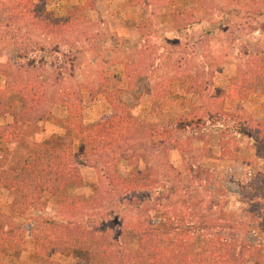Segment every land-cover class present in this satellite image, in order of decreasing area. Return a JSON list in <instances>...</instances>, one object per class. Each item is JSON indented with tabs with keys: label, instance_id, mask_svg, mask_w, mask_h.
I'll return each mask as SVG.
<instances>
[{
	"label": "rangeland",
	"instance_id": "rangeland-1",
	"mask_svg": "<svg viewBox=\"0 0 264 264\" xmlns=\"http://www.w3.org/2000/svg\"><path fill=\"white\" fill-rule=\"evenodd\" d=\"M19 4L30 6L28 11L32 8L40 19L65 16L81 5L75 34L80 40L71 39L72 32L56 36L40 31L24 11L16 10ZM26 32L51 48L42 52L40 64L20 68L22 56L29 54L27 45L32 46ZM69 38L76 44L70 50L65 47ZM59 41L60 51L55 47ZM263 50L264 0H138L135 5L128 0H0V91L20 111L24 102L16 86L38 81L44 93L38 110L48 115L40 122L28 120L18 140L7 143L6 168L18 170L33 146L62 144L80 171L78 183L67 184L61 195L44 193L23 215L11 209L13 196L0 186V211L23 235L22 248L4 247L2 260L41 263L33 237L40 217L74 223L86 240L100 241L123 257L122 251L135 248L139 220L167 227L165 213L177 208L203 222L221 219L232 231L222 234L232 237L235 260L240 262L246 243H258L264 252V205L243 194L246 182L264 170V144L233 129L249 116L264 119V88L244 97L231 87L254 58L262 59ZM64 91L78 100L83 129L102 123L117 103L132 117L131 133L119 130L121 151L111 166L103 153L88 151L85 134L55 121L69 116L67 105L62 106ZM154 96L161 101L160 111L153 110ZM192 116L198 119L193 129L175 128L180 118ZM14 120L13 114L0 115V125ZM135 121L149 124L152 134H138ZM171 136H179L182 144ZM226 138L232 139L234 158L222 152ZM117 179L131 180L138 188L121 189ZM190 186L201 188L191 191ZM73 196L96 204L76 210L63 202ZM47 251L60 264H81L73 253ZM254 259L240 264H258Z\"/></svg>",
	"mask_w": 264,
	"mask_h": 264
},
{
	"label": "trees",
	"instance_id": "trees-1",
	"mask_svg": "<svg viewBox=\"0 0 264 264\" xmlns=\"http://www.w3.org/2000/svg\"><path fill=\"white\" fill-rule=\"evenodd\" d=\"M11 1L8 0V3ZM128 2L135 5L138 0H128ZM29 8L30 6L23 8V5L19 4L16 10L24 11L25 19L33 23L35 28L56 36L72 32L73 35L70 38L74 37L76 42L80 40L75 34L77 32L76 27L79 24V15L83 13L84 9L81 5H78L76 10L71 9L65 16L56 18L43 17L42 19L31 10L32 8L30 11L33 16L29 19L26 16L30 12L28 11ZM26 34L29 36H26V40L30 41L32 46L35 43L36 45L32 50L30 48L32 46L29 47L27 45L28 42H26L29 50L27 53L29 54L24 56H22V53L19 54L24 59L20 63V68L34 67L40 64L44 59L43 54L51 48L50 44V48L46 44L42 46L38 40V42H35L33 37H30V33L26 32ZM70 38L65 44L68 50L73 49L76 45L71 44ZM60 45V41L55 44L59 51L61 49ZM37 53L41 55L40 59H37ZM262 53L263 57L261 60L259 57L254 58L249 63L246 71L237 74L233 78L234 83L231 87L234 94L237 93L246 97L256 88H264V50ZM15 68L18 73L19 66ZM3 70H6L4 72L7 74L11 72L9 68L4 67ZM16 71L13 73L15 74ZM16 91L24 102L23 109L20 111H16L9 100L8 94L0 91V115L13 114L15 118L13 123L0 125V152H3V157L0 158V167L2 168L0 186L7 188L13 196L11 209L23 215L29 209L31 203L40 201L44 193L61 195L63 194V188L67 184L78 183L80 171H78L72 156L69 157L67 155L66 151L69 148L62 144L33 146L23 165L18 170L6 168L10 155L7 143L18 140L23 131V126L28 120L40 122L48 118L46 111H43V109L38 110V107L43 106L44 103V93L38 81L29 85L18 84ZM62 99V106L67 105L69 116L66 120L59 118L55 119V121L58 123L63 122L66 126L76 129L80 132L79 134H85L88 137L86 143V146L90 149L88 151L103 153L105 155L104 162L107 160V165L116 162L121 151V141H119L117 135L121 128L123 130L125 128L127 131L128 124L132 122L130 120L132 117L125 108L118 103V105L114 104L113 112L108 116H104L102 123L83 129L81 106L78 100L67 91L63 92ZM153 99L152 107L155 110L159 107L161 101L155 96ZM158 109L160 111V108ZM243 113L247 116L245 112ZM196 119L195 116L180 118L173 124L175 123L176 129L191 130L193 129L192 124L195 123ZM132 125L138 134L143 133L145 136L152 134L149 124L143 125L139 121H135ZM233 129L239 135L248 132L252 139L264 144V119L260 120L249 116L244 121H241L238 126H234ZM130 133V130L127 131V135ZM170 139L177 145L182 144L178 140L179 136H171ZM222 152L226 158H234L236 156L231 138H226V141H224ZM100 156L102 157V155ZM116 185L125 190L138 188V183H132L128 179H117ZM200 188L201 186H190L191 191H196ZM243 194L244 199L264 205V170H258L246 182ZM85 198L83 196L65 197L63 202L76 210L90 208L96 204L93 201V203H89L90 200ZM165 216L168 226L163 228L154 225L152 222L139 220L136 226L135 248L122 251L125 253L123 257H120L119 253L111 251V248L103 245L100 241L86 240L85 237L75 232L77 230L72 226V224L75 225L74 223H56L54 220L40 217L33 229L36 252L40 257V264H60L57 260L48 256L49 251L47 250L51 248L64 255L73 253L81 264H240L244 263L246 258L248 259L252 256L258 264H264V252L258 243H246L244 245L238 258L239 260L241 259L240 262L233 258L234 254L232 255L230 251L232 237H225L222 234V232L231 231V229L228 228V230L226 226H223L222 220L219 218H211L203 222L202 218H199V220L190 210L179 208L171 211L167 210ZM19 230V226L13 222L11 217L0 211V254L4 247L11 249L22 248L23 235ZM199 242H201V248L198 246ZM0 264L16 263L15 261L6 263L0 257Z\"/></svg>",
	"mask_w": 264,
	"mask_h": 264
}]
</instances>
